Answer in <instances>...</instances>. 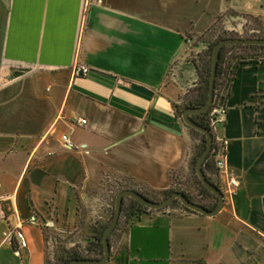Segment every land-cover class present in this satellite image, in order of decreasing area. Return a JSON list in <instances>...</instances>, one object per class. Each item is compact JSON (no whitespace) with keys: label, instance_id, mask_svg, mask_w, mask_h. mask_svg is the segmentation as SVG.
<instances>
[{"label":"crops","instance_id":"obj_1","mask_svg":"<svg viewBox=\"0 0 264 264\" xmlns=\"http://www.w3.org/2000/svg\"><path fill=\"white\" fill-rule=\"evenodd\" d=\"M247 18L264 26V0H0V264H59L47 231L85 247L121 189L212 207L195 178L202 139L183 113L199 99L194 61ZM232 74L215 135L236 195L212 218L180 206L122 217L110 264H264V60Z\"/></svg>","mask_w":264,"mask_h":264},{"label":"water","instance_id":"obj_2","mask_svg":"<svg viewBox=\"0 0 264 264\" xmlns=\"http://www.w3.org/2000/svg\"><path fill=\"white\" fill-rule=\"evenodd\" d=\"M228 46H259L264 47V39L261 38H235V39H223L219 41L213 50L212 55V73L210 79V91L209 98L205 105L201 107H189L183 113V121L185 124L194 129L195 131L203 134L207 139V147L203 154L197 161V175L200 179L202 185L205 189H207L212 195H214L218 199V206L214 209H208L205 206L196 203L189 199L183 192H175L171 196L167 197L163 201H153L142 195L140 192L135 190H124L121 191L115 201V214L110 222L109 226L106 228L103 237V246H104V254L101 258L98 259H76L73 260L70 264H110L111 262V237L115 233L117 227L122 218L123 213V205L125 199L136 200L145 206L147 209L151 211H163L172 207L177 201H179L185 208L188 210L206 216V217H216L223 211L226 206L225 195L222 190L211 182L204 171V166L209 160L213 146H214V134L213 132L201 125H199L195 120V116L203 115L209 111H211L214 107L215 98H216V82L218 75V67L221 52L225 47Z\"/></svg>","mask_w":264,"mask_h":264},{"label":"trees","instance_id":"obj_3","mask_svg":"<svg viewBox=\"0 0 264 264\" xmlns=\"http://www.w3.org/2000/svg\"><path fill=\"white\" fill-rule=\"evenodd\" d=\"M213 30H214V28H213ZM229 35H232V34H229ZM229 35L224 34V33L219 35L216 40L210 42L207 51H205L203 54H201L199 56V58L194 61V64H195L197 71H198V74H199V85L195 89V92H197L199 99L195 102H191L189 104L190 107H193V108L201 107V106L205 105L206 102L208 101L209 91H210V79H211V73H212L213 50H214L215 45L223 39L239 38L237 35H234V36H229ZM251 38L264 39V37H262V36H253ZM238 51L245 52L246 54L245 55L239 54V53H237ZM231 52H232V54H230ZM259 53H262V55ZM259 60H264V47H259V46H228V47H225L221 52L220 61H219L218 75H217V82H216V96L218 95V91L220 90L221 86L224 85L227 82V80L229 79V76L232 73L235 64L239 65L242 62L259 61ZM211 114H212V110L203 114V115L195 116L194 120L199 125L206 127L213 132V129L211 127V119H212ZM192 131L196 135L202 136L203 146L201 144L200 150H199L198 155H197V157L200 158V156L203 154V152L205 151V149L207 147V139L203 134L195 131L194 129H192ZM199 158H196V161L194 163V168H195L196 173H197L196 166H197V161ZM211 166H213V161H212V157L210 156L209 160L207 161V163L204 166V171H205L206 175H207V172H206L207 169L210 168ZM207 177L211 182L216 184L212 178H210L208 175H207ZM198 181L202 187V194L208 195L211 198L215 199V201H216L215 204L212 207H209V209L214 210L218 206V199L214 195H212L207 189L204 188V186L202 185L199 178H198ZM175 192H177V191H175V190L170 191V192L165 194V197L167 198ZM179 192H182V191H179ZM141 194L144 195L143 193H141ZM184 194L189 199L194 201L189 195H187L186 193H184ZM179 203L180 202L177 201L170 208H175L176 206H180ZM180 207H182L184 210H186L188 212L194 213V212L188 210L187 208H185L183 205ZM148 211H151V210L147 209L145 206H143L138 201L132 200V199H125L124 205H123L122 217L126 216V219L134 222V221L138 220L141 215H143L144 213H147ZM114 214H115V210H114V213L112 215V219L114 217ZM109 224L110 223H108L104 226H99L96 229L95 235L89 241L87 250L89 253L94 254L93 256H83V255L73 253V254H69L66 257L62 256L59 264H70L73 260H76V259H98V257H100V256L102 257L104 254L103 237H104V233L106 231V228L109 226Z\"/></svg>","mask_w":264,"mask_h":264},{"label":"built area","instance_id":"obj_4","mask_svg":"<svg viewBox=\"0 0 264 264\" xmlns=\"http://www.w3.org/2000/svg\"><path fill=\"white\" fill-rule=\"evenodd\" d=\"M91 70L89 67L85 65H77L74 69V74L76 77H87L90 74ZM233 72V71H232ZM233 74L231 73L229 78H231ZM229 80V79H228ZM227 99V95L223 94L221 89L218 91V95L215 98L214 107L212 109L211 114V127L213 129V134L215 137L214 140V146L211 153L213 166L216 170L217 177L219 179L218 184H225V189L222 190L217 183V185L222 192L225 195V200L227 197L233 199L236 195L237 190L241 186L240 179L235 175V173L230 169L229 164L227 162V146L228 142L226 139H223L221 137H218L215 135V132L218 128V126L223 125L226 118V107L224 105V102ZM76 124L80 125H87V120L79 119L76 121ZM62 141L66 148L68 149H74L75 146L73 142L71 141L70 137L68 135H65L62 137ZM30 224L34 226H39L40 222L37 216H33L30 219ZM47 228L50 227V223L45 225ZM16 237L18 240V247H17V253H21V251L28 249L29 242L26 237V235L18 229L16 233Z\"/></svg>","mask_w":264,"mask_h":264},{"label":"rangeland","instance_id":"obj_5","mask_svg":"<svg viewBox=\"0 0 264 264\" xmlns=\"http://www.w3.org/2000/svg\"><path fill=\"white\" fill-rule=\"evenodd\" d=\"M243 21V20H241ZM244 22L246 23V29L245 31H242L240 32L239 34H237L236 32H221V34H232V35H229V36H234V35H237L239 38H251L253 36H262L264 37V26L257 20V19H254V18H247L246 20H244ZM220 34V35H221ZM237 53L239 54H242V55H245L246 53L245 52H240L238 51ZM232 54V52L230 53ZM262 55V53H259ZM198 137H200L202 139V136L201 135H197ZM202 146H203V143H202ZM199 158V157H197ZM195 178H196V181L199 185V189L200 191L202 192V187L201 185L199 184V181H198V175L195 171ZM122 191L119 190V192L117 194H119L120 192ZM175 191H178V190H175ZM206 198H210V196L208 195H205ZM190 197L194 200V202L198 203V196L195 195V196H192L190 195ZM166 197H163V198H160V199H155V201H163L165 200ZM204 200V198H203ZM206 200V199H205ZM180 206H182L181 203H179ZM115 210V209H114ZM124 218L126 219V216H124ZM112 221V217L110 218V221L109 223ZM47 236L49 238H53L54 240V243L52 245V247L50 248L51 250V253L53 255V259L58 261L60 263L61 261V257H66L68 256L69 254H79V255H83V256H93L94 254L92 253H89L88 250H87V247L88 245H86L85 247H81V248H73V249H69L67 248V246H65V239L63 237H59V236H56V235H51L50 232L47 231ZM101 257V256H100ZM98 257V258H100Z\"/></svg>","mask_w":264,"mask_h":264}]
</instances>
